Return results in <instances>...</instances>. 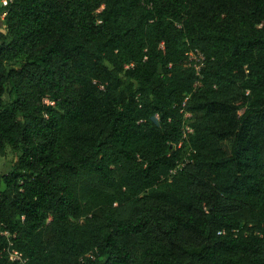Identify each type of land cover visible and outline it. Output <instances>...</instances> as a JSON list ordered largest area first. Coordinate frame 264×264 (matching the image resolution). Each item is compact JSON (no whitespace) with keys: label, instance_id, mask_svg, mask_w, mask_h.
Masks as SVG:
<instances>
[{"label":"trees","instance_id":"16d2710c","mask_svg":"<svg viewBox=\"0 0 264 264\" xmlns=\"http://www.w3.org/2000/svg\"><path fill=\"white\" fill-rule=\"evenodd\" d=\"M3 2L0 264H264V0Z\"/></svg>","mask_w":264,"mask_h":264},{"label":"built area","instance_id":"2783aa9c","mask_svg":"<svg viewBox=\"0 0 264 264\" xmlns=\"http://www.w3.org/2000/svg\"><path fill=\"white\" fill-rule=\"evenodd\" d=\"M8 4V0H4L3 5L6 6ZM205 55L198 49L193 50L190 53V58H189V66L194 67L196 71V75L200 78L202 77L201 75V70L205 66ZM201 86V82L198 81L195 85V87ZM46 103L49 105H52V103L49 102V100H46ZM193 133V130L189 127L186 128L185 130V138H187V134ZM184 167V164L179 165L176 169L172 170L169 174V177L172 178L177 175L178 171L181 170ZM0 234L2 236L7 237L10 239L12 236L8 232H4L2 230V227L0 226ZM15 238V236L13 237ZM6 253L9 256L10 261L15 262L17 264H28L29 260L17 249L14 248V243L10 240L8 248H6Z\"/></svg>","mask_w":264,"mask_h":264},{"label":"rangeland","instance_id":"374dc122","mask_svg":"<svg viewBox=\"0 0 264 264\" xmlns=\"http://www.w3.org/2000/svg\"><path fill=\"white\" fill-rule=\"evenodd\" d=\"M6 30H7L6 24L3 18L0 17V31L6 33ZM5 100L7 103L9 102L10 100L9 93H7ZM17 160H18V154L13 149L8 148L6 156L5 157L0 156V175L3 176L8 174L11 171L14 164L17 162Z\"/></svg>","mask_w":264,"mask_h":264}]
</instances>
